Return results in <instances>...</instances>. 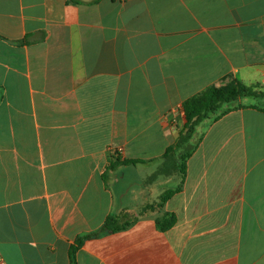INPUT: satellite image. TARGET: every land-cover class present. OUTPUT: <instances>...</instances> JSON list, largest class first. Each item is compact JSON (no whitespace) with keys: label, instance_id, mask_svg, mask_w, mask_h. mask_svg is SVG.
<instances>
[{"label":"crops","instance_id":"0c3cea01","mask_svg":"<svg viewBox=\"0 0 264 264\" xmlns=\"http://www.w3.org/2000/svg\"><path fill=\"white\" fill-rule=\"evenodd\" d=\"M229 79L264 92V0H0L4 264H69L121 212L75 264H264L256 98L199 125L183 178L164 158L182 103Z\"/></svg>","mask_w":264,"mask_h":264},{"label":"trees","instance_id":"16d2710c","mask_svg":"<svg viewBox=\"0 0 264 264\" xmlns=\"http://www.w3.org/2000/svg\"><path fill=\"white\" fill-rule=\"evenodd\" d=\"M243 98L264 99V92L255 90V86L249 87L236 79H229L219 86H209L195 96L188 98L181 105L185 123L179 132L176 141L170 145L164 154V158L172 162L182 178L185 174L186 163L200 142L197 128L205 120L217 121L225 114L242 108L239 103ZM255 108V107H254ZM257 108V107H256ZM259 109V108H258ZM260 110L264 111V108ZM139 163L135 160H119L110 165V169L117 165L129 166ZM183 181L171 190L164 192L157 204L163 205L182 188ZM153 206H148L152 208ZM134 218L127 212H121L116 216H109L98 232L87 234L77 238L69 249V264H75V254L85 239L97 236L101 232L114 233L129 228L134 223ZM176 223L173 213H163L156 219V228L160 232H166Z\"/></svg>","mask_w":264,"mask_h":264},{"label":"rangeland","instance_id":"374dc122","mask_svg":"<svg viewBox=\"0 0 264 264\" xmlns=\"http://www.w3.org/2000/svg\"><path fill=\"white\" fill-rule=\"evenodd\" d=\"M246 102L253 103L259 107H264V99H246Z\"/></svg>","mask_w":264,"mask_h":264},{"label":"built area","instance_id":"2783aa9c","mask_svg":"<svg viewBox=\"0 0 264 264\" xmlns=\"http://www.w3.org/2000/svg\"><path fill=\"white\" fill-rule=\"evenodd\" d=\"M112 153V155H115L117 153V151H110ZM0 264H4L2 258L0 257Z\"/></svg>","mask_w":264,"mask_h":264}]
</instances>
